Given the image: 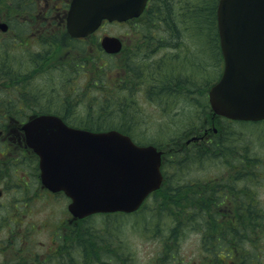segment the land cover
Segmentation results:
<instances>
[{"label": "rangeland", "instance_id": "1", "mask_svg": "<svg viewBox=\"0 0 264 264\" xmlns=\"http://www.w3.org/2000/svg\"><path fill=\"white\" fill-rule=\"evenodd\" d=\"M34 1L0 0V19L9 20L7 22L10 24L9 30L5 32L0 28V111H20L18 114L22 121L40 112L59 114L64 98L72 93L79 96L81 92V105L73 109V116L85 118L88 113L90 116H102L106 112L116 114L122 110L127 112L126 120L130 121V127L125 130L136 142H168L180 147L185 139L190 138L191 132L202 121L199 105L196 104L198 97L193 94L198 96L207 92L221 68V64L214 63L211 43L205 32H199L198 38L191 35L193 30L183 33L185 35L181 38L179 48L164 43L159 47L148 48L150 39L160 35L156 29L148 38L146 32L140 27L133 28L132 23L121 26L105 24L99 32L84 41L85 46L79 45L80 40L72 46L70 42L63 41L64 29L58 23L63 12H59L56 7H49L44 0ZM188 4L181 1L176 9H185ZM34 16H40V19L50 17L54 24L47 27L46 33H39L35 23L30 22ZM15 21L27 23L26 32L21 35L14 32ZM104 33L117 36L122 42L123 47L112 57L103 54L99 46V38ZM175 56V63L163 67L161 72L163 75L169 70L184 73L192 84L186 96L183 92H167L162 95L161 101H157L148 88L152 75L143 80L133 79L129 74L131 65H143L152 60H167ZM130 58L133 61L128 65L126 61ZM181 59L184 60L182 63ZM165 95L170 96L167 97L170 103L164 107L162 101L166 99ZM7 99H14V102H6ZM170 106L173 107L168 111ZM70 117L68 115L69 120L66 121L77 125ZM17 118L0 114V128L3 129L0 134V189L3 190L0 197V260L10 258L22 246L25 237L31 240V248L37 252L55 245V232L70 216L66 209L68 199L62 194H53L40 188L35 163L33 160L28 162L34 159L33 154L20 148L14 134L9 135L15 137L8 136L9 128H18L20 121ZM121 120L115 118L112 124L125 125ZM226 124L227 129L221 131L225 142L222 149L211 151L199 147L196 149H201L200 152L185 150L192 151L193 159L188 161L189 156L185 154L183 160L179 161V157L178 162H205L204 171L209 172L221 169V162H245L247 170H253L250 168L260 163L255 169L260 171L258 176L248 178L247 185L250 187L243 186V178L236 184L246 193L250 189V201L261 216L257 221L264 224V121H233ZM197 171L204 172L200 169ZM226 188L225 185L223 189ZM141 214L146 213L141 211ZM132 217V221L138 219L137 215ZM130 224L125 225L123 230L135 251L134 262L150 264L153 255L159 250V239L152 236L142 238L143 235L140 236L129 227ZM12 227H19V230L9 238ZM199 236V233L186 231L179 257L191 264H210V259L199 249ZM240 244L242 251L249 254L263 251L264 255V226L261 225L260 232L256 230L255 235L246 236Z\"/></svg>", "mask_w": 264, "mask_h": 264}, {"label": "trees", "instance_id": "2", "mask_svg": "<svg viewBox=\"0 0 264 264\" xmlns=\"http://www.w3.org/2000/svg\"><path fill=\"white\" fill-rule=\"evenodd\" d=\"M181 1L189 4L185 9L178 11L176 5ZM216 4L217 0H149L142 14L129 23H132L133 28L140 27L148 38L156 30L160 35L165 34L151 38L148 48L159 47L163 43L172 48H179L181 38L185 35L183 33L193 30L191 35L198 38L199 32H205L208 42L211 43V51L215 55L212 54L214 63L217 65L221 64V54L216 27ZM65 41L70 42L72 46L77 43L76 39L66 34ZM80 42L79 45L85 46L86 42ZM176 58V56L167 60L160 58L143 65L138 63L131 65L129 74L133 79L143 80L144 77L152 75L153 79L148 88L157 101H161L162 95L167 92L173 94L183 92L186 96L191 91L192 84L184 73L169 70L170 72L163 75L161 72L163 67L175 63ZM132 61L133 58H130L126 63L129 65ZM182 61L184 60L181 59V63ZM78 95L69 94L64 98L59 115L65 121L69 120L67 116L71 115L70 120L77 124L75 126L80 125L91 130L116 128L129 134L125 129L130 127V121L126 120L127 112L124 113L122 110L116 114L106 112L102 116H90L89 113L85 118L73 116L75 111L73 109L81 105L83 98L81 92ZM206 95V92L198 96L196 93L193 94L198 97L196 104L199 105L201 114L208 109ZM165 97L166 99L162 101L164 107L170 103L167 98L170 96ZM172 107L170 106L168 111ZM111 114L113 115L110 116ZM118 117L120 120L122 118L121 123H125L123 127L112 124L113 119ZM17 120L22 121V118L19 117ZM167 143H154L170 151L165 156L162 166L165 181L150 195L149 199L152 200H146L136 212L99 213L71 221L68 218L59 225L54 234L55 245L37 252L31 248V240L25 237L22 246L10 258L0 260V264H136L135 251L123 230L128 223H131L129 227L136 230L140 236L143 235L142 238L158 237L160 247L150 264H191L179 257L186 231L200 234L199 249L213 264H222L223 259L219 251L225 245L238 248L233 252V261L244 258L245 252L239 247L240 239L243 235H255L256 230L259 231L262 225L257 221L260 216L253 203L249 201L250 193L247 192V196L243 197L240 191L236 192L234 189L224 192L209 189L210 185L202 184L196 191L194 182L196 173L199 169L204 171L205 162H178L179 146ZM185 154L189 156L188 161L193 159L192 151ZM141 211L146 214H141ZM135 215L138 219L132 221L134 219L132 216ZM18 230L19 227H12L9 238L15 236Z\"/></svg>", "mask_w": 264, "mask_h": 264}, {"label": "water", "instance_id": "3", "mask_svg": "<svg viewBox=\"0 0 264 264\" xmlns=\"http://www.w3.org/2000/svg\"><path fill=\"white\" fill-rule=\"evenodd\" d=\"M147 0H71L66 29L73 37L93 32L103 19L138 16ZM216 22L223 59L220 77L208 89L212 110L241 120L264 118V0H218ZM116 52L121 41L102 37ZM26 144L39 159L40 180L70 198L73 218L93 212L135 210L161 182V151L136 144L117 130L90 131L56 115H39L22 125Z\"/></svg>", "mask_w": 264, "mask_h": 264}, {"label": "flooded vegetation", "instance_id": "4", "mask_svg": "<svg viewBox=\"0 0 264 264\" xmlns=\"http://www.w3.org/2000/svg\"><path fill=\"white\" fill-rule=\"evenodd\" d=\"M70 0H44L45 3H47V5L49 4V7H56L58 9L59 12H63L62 13V17L60 18L58 23H61V26L63 27V29H65V11L67 9L68 3ZM31 3H35L34 0H32ZM63 3V4H62ZM65 4V5H64ZM21 17V16H19ZM22 18L24 19H29L28 17H24L22 16ZM34 20H30V22H34L35 23V27H36V31L37 32H43L46 33V29L47 27H50L51 24H54V21H52L50 19V17H47V19H40V16H34L33 17ZM42 18V17H41ZM51 20V23L49 22ZM0 19V22H3L5 26H0L2 29L1 31H7L10 28V24L7 21H4ZM41 20V21H40ZM18 21V20H17ZM17 21H15V31L17 32V34L21 35L24 32H26V26L27 23H16ZM6 22V23H5ZM29 22V23H30ZM41 22V23H40ZM50 23V24H49ZM1 25V24H0ZM5 29V30H4ZM50 30V29H49ZM52 31V30H51ZM53 32V31H52ZM65 33V32H64ZM34 35V33H33ZM79 40H85L82 38H79ZM63 41H65V35L63 36ZM19 42L17 43H13V46L17 45ZM66 43V41H65ZM22 45V44H21ZM6 102H14V99H8L6 100ZM208 109L202 114V121L199 122L196 127L195 130H193L192 136L195 137V140L187 142V139H185V141L183 143H181L180 147H179V157L180 160H183V158L185 157L184 154L186 153L185 150H191L194 151H198L200 152L201 149H196L199 147H205L207 148V150H211L214 151L217 148L222 149L225 145L224 140V135H222L221 131L222 129H227V125L226 123L228 122H233V121H237V120H232V119H228L222 116H218L216 114H214L210 109H209V105L207 106ZM18 112L20 111H0V114H2V116H6L8 118H17L20 115L18 114ZM226 124V125H224ZM8 130H10V132H8V136H14L15 139H17V143L19 144V146H21L20 148H22L24 146L23 141H22V137H21V130H19L18 128H9ZM3 133V129L0 128V134ZM5 133V132H4ZM9 134H14V135H9ZM191 137V136H190ZM25 150H27L28 152L29 149L24 148ZM212 153H218V152H212ZM34 156V155H33ZM33 160V162H37V159H30L31 162ZM6 161H12V160H6ZM22 162H26L27 160H20ZM5 162V161H3ZM228 163V167L230 168V170H224V171H220L215 169V171L213 172H208L207 173V178L210 182H213L217 179H222V180H228L226 186L228 188L226 189H231L233 186V183L236 185V183L239 181V179L243 178L244 179V184H247L248 178H253V176H258V173L260 171L255 170L258 168V164H256L254 166L253 170H247V166L245 164V162H227ZM263 163H261L262 165ZM262 176V175H260ZM241 189V188H240ZM238 190V189H237ZM263 251L261 253H257L256 254V258L253 259H245L241 262V264H264V260H263ZM228 264H233L231 261L228 262Z\"/></svg>", "mask_w": 264, "mask_h": 264}, {"label": "bare ground", "instance_id": "5", "mask_svg": "<svg viewBox=\"0 0 264 264\" xmlns=\"http://www.w3.org/2000/svg\"><path fill=\"white\" fill-rule=\"evenodd\" d=\"M63 4V3H62ZM65 5V4H64ZM7 13V12H6ZM6 23V22H5ZM27 28V27H26ZM30 28V27H29ZM3 30V29H2ZM5 30V29H4ZM69 48V47H68ZM84 48V47H83ZM72 49V48H71ZM101 54V53H100ZM104 54V53H103ZM112 57V56H111ZM73 94V93H72ZM5 98V97H4ZM8 100V99H7ZM5 101V100H4Z\"/></svg>", "mask_w": 264, "mask_h": 264}]
</instances>
